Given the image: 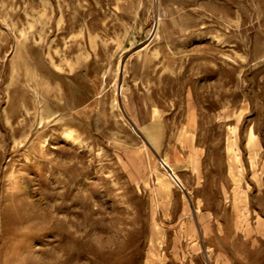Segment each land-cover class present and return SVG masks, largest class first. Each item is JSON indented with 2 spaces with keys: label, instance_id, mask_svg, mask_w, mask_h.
Here are the masks:
<instances>
[{
  "label": "rangeland",
  "instance_id": "rangeland-1",
  "mask_svg": "<svg viewBox=\"0 0 264 264\" xmlns=\"http://www.w3.org/2000/svg\"><path fill=\"white\" fill-rule=\"evenodd\" d=\"M218 252L264 264V0H0V264Z\"/></svg>",
  "mask_w": 264,
  "mask_h": 264
},
{
  "label": "bare ground",
  "instance_id": "bare-ground-1",
  "mask_svg": "<svg viewBox=\"0 0 264 264\" xmlns=\"http://www.w3.org/2000/svg\"><path fill=\"white\" fill-rule=\"evenodd\" d=\"M26 36V35H25ZM21 56V55H20ZM22 56H24L23 54H22ZM17 59H19V58H17ZM19 62V61H18ZM20 65V64H19ZM15 68V67H14ZM30 69V68H29ZM20 70V69H19ZM19 72V71H18ZM13 77V76H12ZM16 77V76H15ZM26 78H27V76H26ZM17 82V81H16ZM29 84V83H28ZM39 84V83H38ZM36 85V84H35ZM41 85V84H40ZM118 85H120V84H118ZM28 87V86H27ZM26 87V88H27ZM40 88V87H39ZM155 109V108H154ZM153 111H155V110H153ZM157 112H159V111H157ZM155 114H156V112H155ZM130 117V116H129ZM130 119H132V118H130ZM62 134H63V136L66 138V139H72L73 141H75V142H79L80 141V139L77 137V136H75L74 134H73V131H72V129H64L63 130V132H62ZM144 137V136H143ZM193 137H192V134L190 135V139H192ZM144 141V140H143ZM255 143V135L253 134V133H251L250 132V134H249V138H248V141H247V144H249V146L250 147H254V144ZM151 144V143H150ZM145 149V148H144ZM228 149L233 153V158H234V160L235 161H237L238 160V156H237V154H236V152H233L231 149H232V142H231V144H230V141L228 142ZM141 150V149H140ZM137 152H139V150L137 149ZM142 153V152H141ZM140 153V154H141ZM139 155V154H138ZM130 156V155H129ZM139 158V157H138ZM136 160H138V159H136ZM164 163H168V162H166V161H163ZM143 163H144V161H143ZM147 165V164H146ZM151 169V168H150ZM154 170V169H153ZM151 172V171H150ZM142 174V173H141ZM158 176V175H157ZM167 178H169L173 183H175V184H180L181 185V180H180V178L178 177V175L174 172V171H171L170 173H168V175L166 176ZM166 177H165V179H166ZM162 181V180H161ZM163 181H164V179H163ZM165 183H166V181H164ZM164 183V184H165ZM169 183V182H168ZM167 183V184H168ZM170 184V183H169ZM168 184V185H169ZM167 185V186H168ZM188 197V196H187ZM188 203H189V201H188ZM195 217V216H194ZM195 223H197V222H195ZM208 250V249H207ZM206 258V257H205Z\"/></svg>",
  "mask_w": 264,
  "mask_h": 264
},
{
  "label": "crops",
  "instance_id": "crops-1",
  "mask_svg": "<svg viewBox=\"0 0 264 264\" xmlns=\"http://www.w3.org/2000/svg\"><path fill=\"white\" fill-rule=\"evenodd\" d=\"M185 231H186V236L188 239H191V238L193 239L194 237L197 240L199 238V229L195 224L187 223ZM218 255L225 256V254L222 252H218ZM217 263L218 264H235L230 258H227L226 256L224 259H219Z\"/></svg>",
  "mask_w": 264,
  "mask_h": 264
},
{
  "label": "water",
  "instance_id": "water-1",
  "mask_svg": "<svg viewBox=\"0 0 264 264\" xmlns=\"http://www.w3.org/2000/svg\"><path fill=\"white\" fill-rule=\"evenodd\" d=\"M170 172H171V170H170Z\"/></svg>",
  "mask_w": 264,
  "mask_h": 264
}]
</instances>
